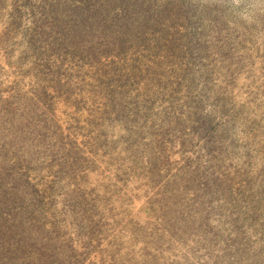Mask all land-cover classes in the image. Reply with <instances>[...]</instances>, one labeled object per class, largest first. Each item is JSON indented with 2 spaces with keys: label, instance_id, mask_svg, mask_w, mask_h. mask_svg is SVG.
Instances as JSON below:
<instances>
[{
  "label": "rangeland",
  "instance_id": "1",
  "mask_svg": "<svg viewBox=\"0 0 264 264\" xmlns=\"http://www.w3.org/2000/svg\"><path fill=\"white\" fill-rule=\"evenodd\" d=\"M0 264H264V0H0Z\"/></svg>",
  "mask_w": 264,
  "mask_h": 264
}]
</instances>
